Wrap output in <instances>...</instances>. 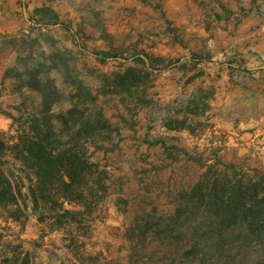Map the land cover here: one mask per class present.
<instances>
[{
  "label": "rangeland",
  "instance_id": "rangeland-1",
  "mask_svg": "<svg viewBox=\"0 0 264 264\" xmlns=\"http://www.w3.org/2000/svg\"><path fill=\"white\" fill-rule=\"evenodd\" d=\"M16 5L14 27L0 32V130L10 127L21 105L28 107L25 116L40 107L41 92L20 90V74L22 82L31 73L53 80L61 98L56 112L82 98L80 112L100 109L108 119L98 154L111 169L114 192L78 255L64 233L44 237L34 216L23 232L17 223L0 222V230L22 232L21 242L9 237L19 251L32 252L29 264H74L75 258L79 264H183L167 245L150 235L145 239L139 223L149 214H175L182 193L214 162L219 170L233 165L264 175V154L244 137L254 128L217 124L225 120V97L217 95L223 85L209 73L201 76L207 64L198 67L193 52L190 61L183 52L198 46L196 53L208 61L211 36L188 34L177 0H16Z\"/></svg>",
  "mask_w": 264,
  "mask_h": 264
},
{
  "label": "trees",
  "instance_id": "trees-1",
  "mask_svg": "<svg viewBox=\"0 0 264 264\" xmlns=\"http://www.w3.org/2000/svg\"><path fill=\"white\" fill-rule=\"evenodd\" d=\"M23 76L20 90L36 89L42 96L39 109L25 116L28 107L21 105L10 127L0 130V220L24 229L36 216L44 237L64 233L63 240L78 255L114 192L111 169L98 154L108 119L100 109L80 112L82 98L56 112L61 98L53 80L31 73L22 82ZM97 101L92 100L95 107ZM218 167L209 164L203 178L182 193L175 214H149L138 227L145 239L150 235L178 253L183 264H264V175L239 172L233 165ZM183 217L197 223L187 224ZM11 235L18 236L11 227L0 231V264H29L30 253L20 260L19 247L8 240Z\"/></svg>",
  "mask_w": 264,
  "mask_h": 264
},
{
  "label": "crops",
  "instance_id": "crops-1",
  "mask_svg": "<svg viewBox=\"0 0 264 264\" xmlns=\"http://www.w3.org/2000/svg\"><path fill=\"white\" fill-rule=\"evenodd\" d=\"M177 2L183 7L182 17L183 22L187 23L188 34L193 31L195 35L211 36L214 42L213 54L208 61L200 53H196L200 51L198 46L184 47L183 52L188 56L189 61L191 60L189 54L193 52L192 60L197 63V66L207 64L205 66L207 72H203L201 76L209 73L215 78V83L223 85L217 95L219 98L225 97L222 101L225 107L221 114L225 120L219 118L215 121L218 125L225 124L231 129L254 128L253 133L247 132L244 135L248 140L246 144L254 146L252 136L256 133L264 134V70H262L264 67V0H177ZM17 14L16 0H0V32H7L14 27L10 20L16 18ZM252 70L255 71L253 74ZM240 149L244 150V148ZM0 222L3 221L0 220ZM11 223L15 222L8 224ZM39 225L41 227L40 223ZM25 229H22V232ZM21 233L13 236L14 239L21 242ZM53 234L45 237H51ZM11 241L13 246V240ZM37 242V239L33 240V244ZM40 246L42 248L47 244H40ZM37 248L36 246L33 250L37 252L40 249ZM19 252H21L20 260H23L26 252L32 256L29 249ZM50 252L52 258L53 251ZM73 261L74 264H79L76 258Z\"/></svg>",
  "mask_w": 264,
  "mask_h": 264
},
{
  "label": "built area",
  "instance_id": "built-area-1",
  "mask_svg": "<svg viewBox=\"0 0 264 264\" xmlns=\"http://www.w3.org/2000/svg\"><path fill=\"white\" fill-rule=\"evenodd\" d=\"M252 140L259 154H264V134L256 133L252 136Z\"/></svg>",
  "mask_w": 264,
  "mask_h": 264
}]
</instances>
